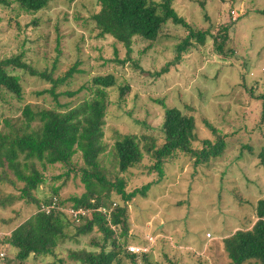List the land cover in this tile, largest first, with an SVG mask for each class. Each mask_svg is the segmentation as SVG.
I'll use <instances>...</instances> for the list:
<instances>
[{
  "label": "rangeland",
  "instance_id": "1",
  "mask_svg": "<svg viewBox=\"0 0 264 264\" xmlns=\"http://www.w3.org/2000/svg\"><path fill=\"white\" fill-rule=\"evenodd\" d=\"M174 7L193 27L210 26L213 32L233 21L231 14L238 12L240 17L230 43L236 54L223 57L208 38L205 45L197 43L185 53L179 66L158 78L155 74L174 59L185 28L166 24L149 51V43L136 38L132 60L122 63L127 57L125 46L111 35L99 36L93 19L100 10L98 0H50L36 13L24 12L15 3L10 7L0 3V59L22 55L25 62L40 71H52L56 78L81 61L84 73L76 74L58 92L87 86L100 74L115 75L117 84L108 88L104 126L108 150L102 155V165L110 179L118 172L114 144L120 134H147L163 143L165 110L161 101L195 116L196 149L204 146L203 140L215 139L205 119L228 134L227 146L220 156L196 165L193 156L180 152L168 161L160 180L157 173L150 171L154 160L145 154L141 163L120 176L125 178L128 192L152 184L147 195L124 202L121 195L113 193L111 206L116 203L128 209L133 237L130 245L152 248L149 261L141 259L140 264H232L223 241L238 229L252 226L256 220L254 206L264 198V167L258 158L264 145L263 100L251 98L245 89V84L253 85L264 93V0H174ZM9 71L19 76L23 98L0 87V133L8 132L6 120L15 122L22 117L26 104L47 108L57 105L50 94H40L51 88L49 82L22 69ZM123 86L130 87L124 95ZM89 95L86 89L76 97L61 96L59 100L75 106ZM75 162L82 166L80 154ZM38 167L46 181L33 197L51 198L53 187L66 180V175L62 179L58 176L67 168L62 164L44 167L39 162ZM0 174L3 175L1 167ZM22 185L0 181V200L7 201L0 206V264H4L2 253L16 254L15 248L2 243L4 237L38 211L32 198H19ZM85 191L81 176L72 172L59 196L69 208L71 198ZM12 195L15 197L7 198ZM93 237L103 236L94 231L78 242L65 243L58 250L59 258L65 259V264H81L67 262L69 251L98 250L90 243ZM27 262L60 264L58 259L33 255Z\"/></svg>",
  "mask_w": 264,
  "mask_h": 264
},
{
  "label": "trees",
  "instance_id": "2",
  "mask_svg": "<svg viewBox=\"0 0 264 264\" xmlns=\"http://www.w3.org/2000/svg\"><path fill=\"white\" fill-rule=\"evenodd\" d=\"M49 2L50 0H0V3L7 7L15 3L27 13H36L47 7ZM98 3L100 10L93 19L100 31L99 36L111 35L125 46L127 57L122 63L132 60L136 38L147 41L149 46L146 49L149 51L161 37L166 24L173 23L186 29L183 40L176 47L174 59L155 74L158 78L179 66L185 53L197 47V43L205 45L208 38H212L214 50L223 57L236 54L230 43L239 17L234 19L232 14L233 21L221 24V27L213 32L210 26L201 29L193 27L179 15L174 7V0H98ZM261 12L264 13V9ZM57 59L56 57L55 63ZM81 64V61L75 62L64 74L56 78L52 71H40L25 62L22 55L0 59V87L22 99L20 78L9 71L12 68L22 69L49 82L51 88L40 94H50L57 104L54 108L26 104L22 117L15 122L6 120L5 127L8 132L0 133V167L3 169L0 181L14 186H17L18 182L23 183L19 187V198H32L38 206L34 215L2 240L4 245L16 249L15 255H4V264H28L27 261L32 255L34 258H55L60 264H65L66 260L59 258L58 250L63 249L65 243L78 242V239L94 231L103 236L100 239L93 237L90 242L98 250H70L71 259L67 258V262L140 264L141 259L148 262L150 252L137 254L128 249L129 240L133 237L127 207L117 205L111 215L100 210L112 207L113 193L121 195L124 202H129L138 195L146 196L152 186L149 183L128 192L126 180L120 175L141 163L146 154L154 160L150 171L157 173L160 180L165 176L168 161L180 152L190 154L195 158L196 165H200L220 156L227 146L229 135L205 119V124L211 129L215 139H205L201 149L194 148L193 142L198 139L195 116L185 114L180 108L170 107L161 101L165 110L163 143L159 144L147 134H120L114 144L118 172L110 179L102 165V155L108 150V145L104 142V126L108 108V88L114 87L117 79L113 74H100L94 76L87 86L74 91L58 92V88L76 74L84 73ZM86 89L90 95L79 104L70 106L60 103L61 96L73 98ZM129 89V86H123L122 95ZM245 89L251 98L263 100L261 118L264 121V93L256 91L253 85L245 84ZM248 148L252 150L251 146ZM77 154L81 155L82 166L75 162ZM258 158L264 167V145ZM38 162L44 167L48 164H62L67 168L64 174L58 176L62 179L66 175V180L59 186H54L52 197L44 200L33 197V192L46 181ZM72 172L80 175L86 186V191L81 196L72 197L70 200L75 209L89 210L88 214H81L79 218L69 214L65 209L66 203L59 196ZM55 201L58 206L48 211L46 208L52 206ZM6 204V199L0 200V206L4 207ZM254 213L256 220L252 226L238 229L223 241L232 264L251 261L264 264V198L254 206Z\"/></svg>",
  "mask_w": 264,
  "mask_h": 264
},
{
  "label": "built area",
  "instance_id": "3",
  "mask_svg": "<svg viewBox=\"0 0 264 264\" xmlns=\"http://www.w3.org/2000/svg\"><path fill=\"white\" fill-rule=\"evenodd\" d=\"M233 13H234V16H233L234 19H237L238 17H240L238 12L236 13V11H233ZM57 206H58V204L55 201V202L52 203V206H48L46 209L49 211V209L56 208ZM100 210H102L103 212H105L107 214H110V211H111L107 207H104V208H102ZM67 211L69 212L70 215H73L75 218H79V216L81 214L82 215L88 214L89 210H84L83 208L75 209L73 207H70V208L67 209ZM208 236H211V234L209 233ZM128 249L131 252L138 253V254L149 253L151 251V247L145 246V245H142V246H140V245H131V246L128 247Z\"/></svg>",
  "mask_w": 264,
  "mask_h": 264
},
{
  "label": "clouds",
  "instance_id": "4",
  "mask_svg": "<svg viewBox=\"0 0 264 264\" xmlns=\"http://www.w3.org/2000/svg\"><path fill=\"white\" fill-rule=\"evenodd\" d=\"M116 204V203H115ZM70 207H72V206H70ZM69 207V208H70ZM117 207V204L115 205V207H107L108 209H110L111 211H110V214H108V215H111V213L113 212V210L115 209ZM74 208V207H73ZM65 209H68V208H65ZM107 214V213H106ZM131 246V245H130ZM134 253V252H133ZM3 254V253H2ZM138 254V253H137ZM5 255V254H4ZM4 255H2V256H4Z\"/></svg>",
  "mask_w": 264,
  "mask_h": 264
}]
</instances>
